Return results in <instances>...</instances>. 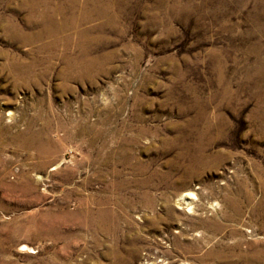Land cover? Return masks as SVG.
<instances>
[{"label":"rangeland","instance_id":"obj_1","mask_svg":"<svg viewBox=\"0 0 264 264\" xmlns=\"http://www.w3.org/2000/svg\"><path fill=\"white\" fill-rule=\"evenodd\" d=\"M0 264H264V0H0Z\"/></svg>","mask_w":264,"mask_h":264},{"label":"bare ground","instance_id":"obj_2","mask_svg":"<svg viewBox=\"0 0 264 264\" xmlns=\"http://www.w3.org/2000/svg\"><path fill=\"white\" fill-rule=\"evenodd\" d=\"M186 195H187V194H186ZM186 197L189 198V199H192V198L194 197V194H193V193H189ZM186 197H183L181 200H182L183 202H185V200L187 199ZM179 203H180V202H179ZM189 205H191V202H190V203H186V208H187Z\"/></svg>","mask_w":264,"mask_h":264}]
</instances>
